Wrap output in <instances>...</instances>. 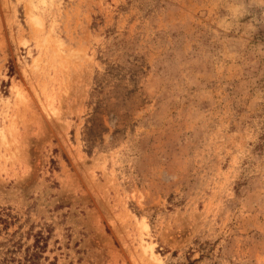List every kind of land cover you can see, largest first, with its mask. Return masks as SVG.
<instances>
[{"label":"rangeland","instance_id":"rangeland-1","mask_svg":"<svg viewBox=\"0 0 264 264\" xmlns=\"http://www.w3.org/2000/svg\"><path fill=\"white\" fill-rule=\"evenodd\" d=\"M0 264H264V0H0Z\"/></svg>","mask_w":264,"mask_h":264}]
</instances>
